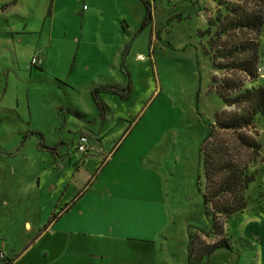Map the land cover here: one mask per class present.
I'll return each instance as SVG.
<instances>
[{
  "label": "rangeland",
  "instance_id": "obj_1",
  "mask_svg": "<svg viewBox=\"0 0 264 264\" xmlns=\"http://www.w3.org/2000/svg\"><path fill=\"white\" fill-rule=\"evenodd\" d=\"M144 1L152 18L146 27L143 0H0V150L5 155L2 161L18 169L15 192L21 197L35 193L36 207L37 194L45 193L41 208L50 210L46 199L56 192L50 153L54 146L61 148L64 143L60 153L70 152L76 158L80 130L92 129L97 135L103 128L89 84L81 77L101 71L99 77L93 76L101 84L131 85L129 101L103 95L111 111L102 139L144 151L146 169L163 177L165 200L156 210L140 196L143 208L129 216L141 218L143 239L125 256L120 250V259H95L96 264H190L192 238L202 249L220 240L212 234L198 186L199 178L204 180L200 150L216 129V114L239 111L209 93L212 77L225 74L216 72L205 55L206 40L200 32L208 28V17L215 16L219 0ZM84 14H88L85 22ZM262 48L264 44L261 52ZM37 55L44 68L31 66ZM140 55L147 60H140ZM76 110L86 119L72 114ZM32 133L41 134L42 140ZM243 134L263 144L259 157L240 148L234 134L220 133L238 162L256 171V182L247 194L249 210L224 225L232 252L221 249L202 258V251L193 257V264H257V253L241 238L252 243L245 226L264 218L260 158H264V123ZM100 162L92 157L86 164L89 173L83 172L92 177ZM37 178L42 181L41 191ZM76 194L73 185L64 202ZM152 211L162 215L150 216Z\"/></svg>",
  "mask_w": 264,
  "mask_h": 264
},
{
  "label": "crops",
  "instance_id": "obj_2",
  "mask_svg": "<svg viewBox=\"0 0 264 264\" xmlns=\"http://www.w3.org/2000/svg\"><path fill=\"white\" fill-rule=\"evenodd\" d=\"M87 18L88 14H84L83 21ZM262 52L264 57L263 48ZM78 57L79 50L75 61ZM261 63L264 65V58ZM111 65L113 69L114 65ZM85 70L89 73L91 67L87 66ZM101 74L98 71L96 75ZM96 75L92 72L91 76L81 77V81L89 86L93 80L100 83L93 78ZM260 82L264 85V70ZM109 114L102 118L103 128L97 135L92 129L80 130L79 136H90L88 153L81 154L76 147V158L70 152L62 154L64 143L61 148L54 146L50 152L53 157L51 167L56 175L54 183L57 184L55 195L46 199L50 210L41 208L45 193L37 194L39 203L36 207L32 201L35 193L29 191L26 197H21L15 192L19 185L18 169L14 163L2 161L5 155L0 150V264L6 260L13 264H96L95 259H120V250L125 256L133 250L137 240L143 239L141 218L138 220L129 215H135L138 208H143L140 196L148 199L149 207L158 210L161 201L165 200L164 180L162 175H153L146 169L144 151L136 150L137 147L124 148L116 140L102 139L106 135L104 126ZM54 154L63 160H57ZM92 157H99L101 162L96 173L89 177L90 168L86 164ZM33 185V188L37 185L38 190L42 189L41 178ZM73 185L77 194L64 202ZM152 214L162 215L157 211L150 212V216ZM141 216L145 217L144 214ZM245 229L256 246L257 264H264V218L253 220Z\"/></svg>",
  "mask_w": 264,
  "mask_h": 264
},
{
  "label": "trees",
  "instance_id": "obj_3",
  "mask_svg": "<svg viewBox=\"0 0 264 264\" xmlns=\"http://www.w3.org/2000/svg\"><path fill=\"white\" fill-rule=\"evenodd\" d=\"M143 2L147 12L143 26L146 27L152 18L148 4L144 0ZM207 23L208 28L200 32V36L206 40L204 53L210 57L214 70L225 74L223 78L216 74L212 77L209 93L217 95L228 108H238L239 111L216 114V129H212L200 150L204 180L202 182L199 178V192L204 198L205 213L212 225V234L220 240L202 249L195 247V238H192L190 264L196 260L193 257L201 256L197 253L202 251V258L205 253L221 249L232 252L228 239L224 238V225L234 215L248 209L250 200L247 194L256 182V171L238 162L220 133L234 134L239 147L251 151L256 157H259L263 150L261 142L243 133L255 130L260 122L264 123V85L260 82L259 71L264 37V0H239V3L219 0L215 16L208 17ZM247 83L252 86L246 87ZM89 88L101 118L111 111L103 95L116 96L126 102L132 94L130 84L123 87L93 83ZM72 114L77 118L86 119L85 113L79 110ZM33 134L42 140L41 134ZM26 138L28 136L24 137ZM41 145V148H46ZM260 158L264 162L263 156ZM241 242L256 252L254 244L242 238ZM4 264L13 263L6 260Z\"/></svg>",
  "mask_w": 264,
  "mask_h": 264
},
{
  "label": "built area",
  "instance_id": "obj_4",
  "mask_svg": "<svg viewBox=\"0 0 264 264\" xmlns=\"http://www.w3.org/2000/svg\"><path fill=\"white\" fill-rule=\"evenodd\" d=\"M139 59L142 61L147 60V58L144 56H139ZM43 64H44V61L41 57H39L38 55L33 57L32 63H31L32 66L41 67L43 66ZM263 70L264 68L260 67L259 69L260 73H262ZM90 144H91L90 136L86 134L80 135L78 139V143H77V151L81 154L88 153L90 150Z\"/></svg>",
  "mask_w": 264,
  "mask_h": 264
}]
</instances>
